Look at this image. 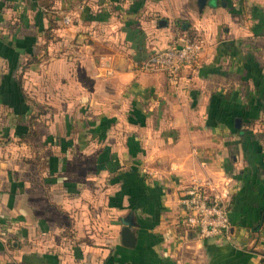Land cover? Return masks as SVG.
Returning <instances> with one entry per match:
<instances>
[{"label":"crops","instance_id":"0c3cea01","mask_svg":"<svg viewBox=\"0 0 264 264\" xmlns=\"http://www.w3.org/2000/svg\"><path fill=\"white\" fill-rule=\"evenodd\" d=\"M191 173L232 180L231 240L182 225ZM0 264H264V0H0Z\"/></svg>","mask_w":264,"mask_h":264},{"label":"built area","instance_id":"2783aa9c","mask_svg":"<svg viewBox=\"0 0 264 264\" xmlns=\"http://www.w3.org/2000/svg\"><path fill=\"white\" fill-rule=\"evenodd\" d=\"M64 21L67 23L69 19ZM202 46L201 38L177 36L166 46L152 51L143 66L164 71L168 83L176 85L180 70L197 58ZM232 187V180L225 174L191 173L181 189L179 201L185 230H193L201 239L221 236L231 240L229 204Z\"/></svg>","mask_w":264,"mask_h":264},{"label":"water","instance_id":"95a60500","mask_svg":"<svg viewBox=\"0 0 264 264\" xmlns=\"http://www.w3.org/2000/svg\"><path fill=\"white\" fill-rule=\"evenodd\" d=\"M205 0H198V4L200 7L204 5ZM161 24L165 23V20H161ZM123 226L121 227V238L122 243L126 245H133L135 240V233L131 230L132 221L129 218H124L122 220Z\"/></svg>","mask_w":264,"mask_h":264},{"label":"trees","instance_id":"16d2710c","mask_svg":"<svg viewBox=\"0 0 264 264\" xmlns=\"http://www.w3.org/2000/svg\"><path fill=\"white\" fill-rule=\"evenodd\" d=\"M50 34H51V32L47 31L45 33V36L49 39L50 38ZM231 200H232V196H231V199H230V204H231ZM230 204H229V210H230Z\"/></svg>","mask_w":264,"mask_h":264}]
</instances>
